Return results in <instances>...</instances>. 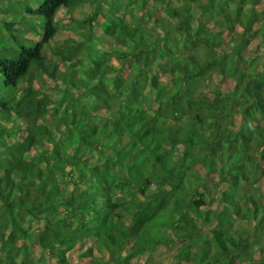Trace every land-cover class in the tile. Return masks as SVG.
I'll return each instance as SVG.
<instances>
[{
    "label": "trees",
    "instance_id": "trees-1",
    "mask_svg": "<svg viewBox=\"0 0 264 264\" xmlns=\"http://www.w3.org/2000/svg\"><path fill=\"white\" fill-rule=\"evenodd\" d=\"M0 1V264H264V0Z\"/></svg>",
    "mask_w": 264,
    "mask_h": 264
},
{
    "label": "rangeland",
    "instance_id": "rangeland-1",
    "mask_svg": "<svg viewBox=\"0 0 264 264\" xmlns=\"http://www.w3.org/2000/svg\"><path fill=\"white\" fill-rule=\"evenodd\" d=\"M107 1H109V0H107ZM158 3H160V1L156 2V6L158 5ZM4 4H5L4 1H0V9H2L4 7ZM91 10H92V6L90 4H86L84 6H80V7L76 8L73 12V15L75 16L76 19H83L84 17L87 16V14L89 12H91ZM3 11L4 10H2V12ZM194 11H195V13H198L196 8ZM60 14H61V19H60L59 31L56 34L55 38L48 44L47 52L49 55L52 56V61L56 64L58 63L57 65L59 67H61V69H63L62 68L63 66L60 63V57H59V55H56L53 53V49H55L58 46H63V43L68 41L69 39L81 40L82 38H84V35H82V33L84 34L85 32H87V29L80 27L79 24L72 26L73 24L71 22H69L70 17L68 16V14L66 13L65 10L64 11L62 10V12ZM13 15H14V13H13ZM6 17H7V15H6ZM1 18H5L4 13H0V19ZM0 29H1V23H0ZM23 29L27 30L28 26L24 25ZM98 29H99V27L95 28V33L97 35L100 32V30H98ZM31 34H32L31 31L28 30L27 35H31ZM223 36L226 40H229L230 33L228 31H226V33ZM218 42H220V40L215 42V44H217ZM111 43H112L111 38L102 37V41L99 43L98 47L101 50L102 49L107 50V49L111 48ZM81 57H82V59L85 58L84 56H81ZM188 57L189 56H187V59H188ZM113 63L118 67L121 66V61L118 62V60H116V59L114 60ZM214 80H215V82L213 84H211L209 87H207V85L210 84V80H207V82H205V84L201 83V85L198 86V88L196 90L200 95L209 97L214 108H219V107H221V104L223 103L224 97H226L228 95V93L233 89L235 82L230 78V79H227L225 82L219 83V78L217 76L214 77ZM216 83H219V85L217 86ZM42 90L48 92L53 97V99L56 100V102L59 101L61 94L59 92H57L56 90L48 89V88H45V89L43 88ZM142 92L147 96L148 101L151 103L155 97V90H153L149 86H146L145 88H143ZM180 97H181V95L175 96L174 97L175 101L179 102ZM236 123H237V118L233 121L232 126H234ZM218 188H220V183H219ZM211 206L213 209H215L217 207L216 202L212 203ZM38 224H39V222L34 220V221L30 222L29 227H30V229H33V228H36ZM31 253H32V256L36 257L37 259L44 262L45 264H52L53 263V261H51V259L48 258V255L44 254V252L42 250H40L39 248L33 249ZM157 253L155 252L152 255L151 254L147 255L145 258H144V256H140L134 261V264H145L146 259H148L150 262H152L155 258L156 259L161 258V260H163V261L169 260V262H171L170 259L172 257V251L165 252L162 255H158ZM169 262H167V263H169ZM170 264H177V263L171 262ZM182 264H185V263H182Z\"/></svg>",
    "mask_w": 264,
    "mask_h": 264
}]
</instances>
